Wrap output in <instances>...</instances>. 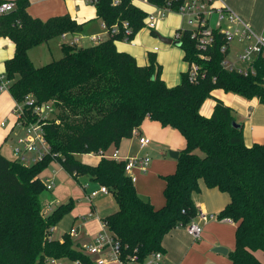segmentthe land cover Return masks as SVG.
<instances>
[{
  "label": "trees",
  "instance_id": "1",
  "mask_svg": "<svg viewBox=\"0 0 264 264\" xmlns=\"http://www.w3.org/2000/svg\"><path fill=\"white\" fill-rule=\"evenodd\" d=\"M113 1L97 0L96 17L109 27L128 21L129 37L134 38L144 27L147 10L132 0ZM150 1L163 5L169 0ZM173 1L179 5L185 0ZM13 2V10L0 15V35L15 44L0 85L4 77L15 101L23 104L24 125L40 119L34 105L50 103L53 110L40 120L51 148L42 160L28 165L0 149V264H50L52 258L93 264L70 233L62 239L52 236L51 228L72 209L73 200L44 216L41 194L48 188L41 173L53 161L75 177L89 176L114 195L118 207L104 220L123 255L136 253L144 259L155 251L165 252V235L196 221L199 209L193 194L204 180L208 187L230 195V202L217 215L236 224L235 246L228 253L232 264H264L256 255L264 254V143L247 145L243 125H233L234 111L220 99L211 116L201 113L202 104L217 89L258 98L264 104V55L257 54L246 73L229 70L222 64L229 54L221 50L226 41L222 33L216 32L214 45L205 52L208 58L202 59L185 31L180 46L184 59L200 64L205 77L191 81L187 70L177 84L169 85L154 53L149 52L147 64H140L117 47L116 41L124 36L120 25L118 34L96 44L71 45L65 39L61 58L37 66L29 55L32 47L63 33H82L84 23L69 13L45 20L33 17L28 12L31 0ZM27 96L34 102L28 103ZM147 117L176 128L186 141L176 170L163 176L161 207L139 195L126 173V160L102 156L90 163L77 157L112 152Z\"/></svg>",
  "mask_w": 264,
  "mask_h": 264
},
{
  "label": "crops",
  "instance_id": "2",
  "mask_svg": "<svg viewBox=\"0 0 264 264\" xmlns=\"http://www.w3.org/2000/svg\"><path fill=\"white\" fill-rule=\"evenodd\" d=\"M226 2L247 22H249L255 30L261 32L264 35V0H226ZM142 6L145 8V10L150 9V7H148L146 4H142ZM28 12L33 17H39L44 20L51 16L69 13L78 22L84 23V31L82 33H76V35L85 37L82 40H87L88 44L86 45L95 44L89 38V36L92 34H100L105 39L109 37L102 26V21L96 17L95 5L90 3L88 0H31V4L28 7ZM181 22H183V18L180 15L174 13L170 14L167 19L160 22L156 34H153L152 31L143 28L135 36L136 45H131L124 40H117L116 45L120 50L129 52L133 56H135L140 64H147L149 52L154 53L157 62L162 66L163 78L165 79L167 84L175 85L179 82L181 72L187 71L189 69V63L185 61L184 51L180 48V46L176 45L174 49L170 48L173 43L166 44L162 42L157 34H166L161 29L163 25H165L166 28L169 29H172L174 26H178L179 28ZM71 36L75 35H68L66 39H69ZM155 46H159V49L157 51L154 50ZM35 47L36 46L32 47L29 50V55L32 61V56L34 55L33 50L35 49ZM162 51H170L171 53H173L172 65L164 66L165 64L163 63L162 57L159 55ZM237 51L238 49H232V53H237ZM14 52V42L10 38L0 35V67L3 68V71L5 68V61L8 58L12 57L14 55ZM3 71H0V74H2ZM218 91L219 89L213 92V97L217 95ZM214 98L215 106L216 99L220 98ZM256 99L257 101L254 103L255 106L250 107V110L252 108L253 110H249L248 115L244 117L246 118L245 122H240V120L236 118V121L238 123H241L243 125V128L244 125L247 128L244 138L246 144L249 146L253 145L254 143H264V127L263 129H258L257 127H255V123H257L258 121L264 122V116L262 115V113L259 116L257 114L258 111L254 112L256 106L260 102L258 98ZM225 104L233 107L228 103ZM15 105L16 101L9 90H3L0 92V149L6 156L10 158H14L13 147L16 143L17 138L25 133V128L20 124L18 116L14 111ZM213 110L214 107L212 111L203 110L201 107V113L207 117L211 116ZM2 121L5 122L4 125H2ZM150 123L151 122H147L145 128L146 133H143L144 130L142 129V125L138 129V132L141 135L150 137L151 140L153 139L152 137H154L155 139L161 141L162 138L166 140V134L169 137L175 135L177 137V141H170V146L175 149L174 151L180 152L185 147V138L183 137V135L181 136L179 134V130L177 131L176 128H173L171 126H164V128H159V126ZM157 132L158 134L156 135ZM136 139H138L137 136L133 135L130 138H125L122 140V142L120 143V146L122 145V147L120 148L119 146L118 149L120 155L123 158L139 155L138 153L134 154V144ZM152 143L153 142L151 141L147 148H149ZM144 149L145 148L140 147V150ZM156 153V159L152 160L151 154L147 152L153 162L150 163L149 170L146 173L137 172L138 179L135 182V186L137 192L143 199L149 200L155 207H161L165 204L164 189L166 183L163 176L169 173H173L176 170L177 159H173V157V160L160 159L159 152ZM87 155L90 157H97L95 161H87L90 163H95L100 158V156L97 155ZM56 173L57 171H55L54 175H56ZM200 187V190L193 194L194 202L199 211L218 214L230 202L231 198L229 193L221 191L218 188L208 187L205 184L204 180L200 181ZM95 189L97 188L93 187L92 190ZM86 194L88 193L86 192ZM107 194L108 193L100 192V195ZM116 209H114V211ZM91 211L94 213V215L91 217L88 216L89 213L87 215H83L84 218H82V216L80 215H76L74 217L72 226L70 227V230L73 229L76 221L78 220L85 221L83 224H81V226L83 227L81 236L73 238L74 243L79 247L86 246L92 240L94 235L102 229V220L111 214L110 213L106 216H101L97 212L96 206L94 204H91L90 212ZM196 222L202 227L201 237L198 239L193 238L191 233L188 232L187 228L183 227H177L170 231L167 235H165L163 239V247L167 260L170 262V264H232L228 253L235 246L236 224L232 221L229 222L224 220H209L207 222H203L198 217L196 219ZM65 233L66 231H64L63 233L60 232L59 235L52 234V236L54 238L62 239ZM84 240L86 242H83ZM216 246H226V248L228 249V253L223 254L214 251V248ZM256 255L264 263L263 252L258 251L256 252ZM92 260L93 264H96L94 262L96 261V256H92ZM61 261V264H73V262L68 259H62Z\"/></svg>",
  "mask_w": 264,
  "mask_h": 264
},
{
  "label": "built area",
  "instance_id": "3",
  "mask_svg": "<svg viewBox=\"0 0 264 264\" xmlns=\"http://www.w3.org/2000/svg\"><path fill=\"white\" fill-rule=\"evenodd\" d=\"M94 5L97 0H88ZM118 0H114L113 4H118ZM135 4L142 6L146 4L150 9H147V16L145 18V24L143 28L150 31H157L160 22L167 19L170 14L180 15L185 24L182 27L175 29L174 35L171 37L173 41L182 42V36L185 31L190 32V37L195 41L197 49L200 51V57L207 59L208 55L205 53L215 43L216 32L222 33L225 37V43L222 45L221 50L223 52L229 51V54L222 61V64L229 70L238 69L242 72H247L248 69L253 68L252 63L257 54L264 55V35L261 32L255 30L249 22H247L240 14H238L226 0H185L182 4H175V1L169 0L163 5H158L150 0H132ZM15 7L13 1H0V15L7 13ZM215 16V23L212 24V18ZM122 26L124 30V41L131 45H136L135 37L130 38L132 28L128 21H123L118 24L115 23L112 26H107L102 22V26L108 34V38L115 36L121 30ZM70 35L69 33H63L62 37L66 39ZM85 37L71 36L66 39L71 45L79 44ZM92 42L99 43L105 38L100 34H92L89 36ZM234 42L243 43L244 47L241 51H237L236 59L239 62L247 63L246 67H240L236 65V62L228 60V56L232 53ZM159 46H155L154 50L157 51ZM189 77L191 81H197L198 78L205 77V72L201 71V66L197 62L189 64ZM0 85V92L8 90L9 84L4 77H2ZM26 101L33 103L34 99L27 96ZM52 105L50 103H43L41 105H34L33 112L40 115V119L36 122H31L24 125L21 122V118L24 115L23 104L16 102L14 111L16 112L19 122L25 128V133L19 136L13 147V155L16 159L24 162L25 164H32L39 160H42L46 154L51 150L50 145L45 139L43 126L40 123L41 118H46L49 113L52 112ZM5 122L2 121V125ZM134 136H137L138 142L141 148L147 147L151 143V138L146 135H141L138 129L133 132ZM97 156H108L116 160H126L125 170L131 177L133 182L138 179L137 172L146 173L149 170L151 163V157L148 154L134 155L123 158L120 155L119 149L116 148L112 152L100 151L98 153H89ZM47 188L52 190L55 186L54 177L47 180ZM100 192L109 193V189L106 186H100L99 188L92 190L87 194L88 199H92ZM46 211H51L52 203L46 204ZM45 213V211H43ZM94 213L89 212L88 216H93ZM203 222L209 220H224L232 221L231 218H219L214 213H207L199 211L197 216ZM84 218V216H82ZM86 218V217H85ZM188 231L193 238L198 239L201 237L202 227L196 221H192L187 226ZM53 230V227L51 228ZM76 234V229L70 230V235ZM84 252L89 256H96V264H170L167 260L166 254L163 251H155L148 255L146 258L141 259L136 253L123 255L120 242L112 235L109 230L108 223L102 220V229L94 235L92 240L84 247ZM62 259L52 258L50 264H61ZM73 264H82L80 261H72Z\"/></svg>",
  "mask_w": 264,
  "mask_h": 264
},
{
  "label": "rangeland",
  "instance_id": "4",
  "mask_svg": "<svg viewBox=\"0 0 264 264\" xmlns=\"http://www.w3.org/2000/svg\"><path fill=\"white\" fill-rule=\"evenodd\" d=\"M215 23V16L212 18V24ZM183 25H186L184 20L181 22V25L179 27H182ZM178 26H174L172 29L166 28L165 25L161 28L168 37H172L174 35L175 29H177ZM62 41L64 39L61 36H57L53 39H51L48 43H42L39 46H36L35 49L33 50L34 55L33 57V62L37 65H44L46 63H49L51 61L57 60L61 58L62 56ZM88 44L87 40H82L79 42V46H86ZM232 46H235L234 49H239L241 51L244 47L243 43H238L234 42ZM176 45L172 44L170 48L174 49ZM168 49V48H165ZM172 54L170 51H162L159 55L162 57L163 63L166 65H172ZM236 53H231L228 56V60L232 62H236L237 66L240 67H246L248 64L239 62L236 59ZM159 57V56H158ZM220 95V96H219ZM216 98L222 99L225 103L230 104L234 111V114L237 119L240 120V122H245L246 121V115H248V111L250 110L251 106H255L254 103L257 101L256 98L253 99H246L245 97L235 93V92H226L224 90L219 89L217 92V95L214 96ZM214 97H209L207 98L204 103L202 104V109L203 110H210L212 111L214 107ZM253 108L250 110L252 111ZM255 111H258L257 114L260 116L261 113L264 116V104L258 103L256 106ZM147 122H151L150 124H154L159 126V128H164V125L160 123L157 120H153L149 117H147L143 123H142V129L144 130L143 133L145 132V128L147 125ZM255 127L258 129H263L264 127V122L258 121L255 123ZM178 131V130H177ZM245 131H247L246 126L244 125L243 132L245 135ZM179 134L182 136L180 131H178ZM158 132L156 133V135ZM152 144L150 145L149 148L145 147L144 150H140L139 147V142L138 139L135 141V146H134V154H139V155H145L147 152H149L152 156V160H155L157 157V153L159 152L160 154V159H167V160H173L172 157L170 156V150H175L173 149L170 144V141L176 142L177 137L175 135L172 136H167L165 135V138H162L161 140H157L154 137H152ZM122 145L120 146V148ZM113 148H111L109 151H112ZM149 155V154H148ZM150 156V155H149ZM77 157L83 161H95L97 157H90L87 154H78ZM151 160V162H153ZM55 171H57L56 175ZM41 177L47 182L49 178H55V186L53 187L52 190L50 189H45L42 194H41V202L43 206V211H45L44 216L48 217L53 213V210L58 208L59 206L66 204L70 200H73L74 204L71 210L66 212L62 217H60L55 225L53 226V232L52 234L54 235H59V233H63L66 231L69 233L70 227L72 226V223L74 221V217L76 215H87L90 210H91V204L96 206L97 212L101 216H106L114 211V209L117 208V201L112 193H108L107 195H97L93 197L92 199L87 198L86 192L89 194L90 191L95 188H99V183L92 181L89 176L83 175V176H78L75 177L71 173H69L58 161H53L50 163V165L41 173ZM136 184V183H135ZM50 202L52 203V209L51 211H46V204ZM217 215V213H214ZM78 220V219H77ZM85 221L83 220H78L76 221V224L73 228L76 229V234H72V238H77L80 237L82 234L83 227L81 224H83ZM80 228V229H79ZM187 228V227H186ZM188 230V229H187ZM189 232V231H188ZM83 242H86L85 240ZM226 247V246H224Z\"/></svg>",
  "mask_w": 264,
  "mask_h": 264
},
{
  "label": "water",
  "instance_id": "5",
  "mask_svg": "<svg viewBox=\"0 0 264 264\" xmlns=\"http://www.w3.org/2000/svg\"><path fill=\"white\" fill-rule=\"evenodd\" d=\"M157 35L159 36L160 40L162 42L166 43V44H172L173 43V44H175L177 46H181V42L180 41H173V39L171 37L165 36V35H163L161 33H158ZM233 125L235 127H237V128H240L242 126V124L238 123L237 121H234ZM169 153H170L171 157L178 159L179 151L170 150ZM214 251L220 252V253H223V254H227L228 253V249L226 247H224V246H216L214 248Z\"/></svg>",
  "mask_w": 264,
  "mask_h": 264
},
{
  "label": "clouds",
  "instance_id": "6",
  "mask_svg": "<svg viewBox=\"0 0 264 264\" xmlns=\"http://www.w3.org/2000/svg\"><path fill=\"white\" fill-rule=\"evenodd\" d=\"M0 71H3V68L2 67H0Z\"/></svg>",
  "mask_w": 264,
  "mask_h": 264
}]
</instances>
